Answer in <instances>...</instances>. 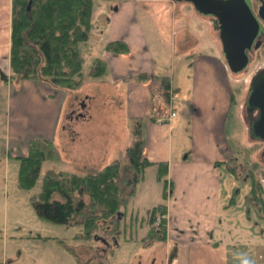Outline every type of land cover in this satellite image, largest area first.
Returning <instances> with one entry per match:
<instances>
[{
  "label": "rangeland",
  "instance_id": "374dc122",
  "mask_svg": "<svg viewBox=\"0 0 264 264\" xmlns=\"http://www.w3.org/2000/svg\"><path fill=\"white\" fill-rule=\"evenodd\" d=\"M132 2L138 4L139 21L154 62L158 65L157 75L172 79L173 88L176 86L178 105H181L182 99L179 93L184 95L182 91H185V86L188 87L191 80V70L188 67L191 62L188 56L218 51L216 47L212 50L213 35L205 29L206 25L201 26L198 15L188 6L180 4L175 9L170 0H94L90 40L81 45L85 84L76 91L83 98L91 97L89 112L94 118L81 127L80 137L73 142L76 139L73 130L82 123L74 120L81 111V106L76 103L74 109H78V112L74 113L70 111L72 105H67L65 111L68 113H64L58 138L54 143L60 150L62 160L45 162L36 185L31 189L20 188V161L17 158L22 157V154L18 153V149L26 148L21 144L16 147L12 138H6L9 130L0 102V264H161L162 256L165 264H186L187 251L177 245L170 246L168 258L163 253L167 250L165 245L158 244L155 247V242H130L124 238L116 240L107 236L105 230L85 241L82 239V227L40 219L33 207L34 197L41 192L47 172L94 173L105 167L110 158L124 162L123 152L133 144L132 128L136 121L125 118L123 96L106 86L104 78L96 79L91 75L94 60L104 56L105 40L115 31L112 25L115 18L121 15L119 10L124 3ZM176 14L180 16L176 17ZM181 56H186L183 58L184 63L180 61ZM260 70L262 69L250 67L241 74L231 73L237 101L228 125V137L234 147L237 158L234 165L240 175L239 180L231 177V184L236 189L235 205L229 212L223 213L225 223L219 229L221 241L229 245L231 253L234 251L230 255V264H244L245 260L264 264V210L261 211L257 206L249 208L246 197L251 189L249 171L254 163L258 164L255 175L264 187V144L250 138L246 111L252 77ZM76 95L71 94L70 99L74 100ZM170 109L172 111L173 107L169 104L155 114ZM31 123H34L33 118ZM64 129L68 131L65 132ZM10 153L12 156L9 158ZM78 163L86 165L80 166ZM152 172L147 171L145 186L156 187L161 193L163 185L155 181ZM230 192L233 193L234 190ZM143 198L132 202L130 212L137 214L139 219H148V212L142 210L150 206H143ZM155 201L156 198L151 196L150 202ZM137 209L140 210L138 213ZM136 229L134 226V233ZM138 234L140 235L136 240H140L143 234L141 229ZM97 236L108 237L110 241L104 246L95 240Z\"/></svg>",
  "mask_w": 264,
  "mask_h": 264
},
{
  "label": "crops",
  "instance_id": "0c3cea01",
  "mask_svg": "<svg viewBox=\"0 0 264 264\" xmlns=\"http://www.w3.org/2000/svg\"><path fill=\"white\" fill-rule=\"evenodd\" d=\"M12 5L13 0H0V102L9 130L6 138H12L16 147L21 144L26 148L18 149V153L24 157L29 155L30 142L34 139L41 138L56 143L62 118L65 112L68 113L65 111L68 104L69 107L72 105L70 111L74 113L78 112V109H74L76 103L79 106H88L82 107L78 112L84 116L74 119L84 124H79L73 130L76 136L73 142L80 137L81 127L93 120L94 115L90 116L89 112L90 96L83 98L76 91H65L48 81H14L11 78ZM176 7L173 6L175 9ZM137 9L136 2L122 5L119 10L121 15L115 18L112 25L115 31L105 40L104 56L94 60V67L98 60H102L106 63V70L99 77L91 75L96 79L104 78L106 86L123 96L126 119L141 120L142 137L145 141L144 154L148 160L157 164H168L167 175L162 183L157 179V166L147 170L153 171L155 181L163 185L161 193L156 187L147 188L146 180L139 186L137 199L144 197L143 206H150L144 207L142 212H148L159 204H165L167 207V239L155 242L153 246L165 245L167 250L163 253L168 258L172 244L185 248L186 264H230V255L234 251L231 253L229 245L221 241L219 229L223 228L225 223L223 213L229 212L235 205L236 189L233 188V183L231 184V177L239 180L229 168L235 153L228 137V125L237 100L234 101L236 91L231 72L221 53L218 34L208 22L198 16L201 26L206 25L205 29L214 37L212 50L216 47L218 51L188 56L191 62V65H188L191 80L188 87L185 86V91H182L184 95L179 93L182 97L181 105H178L176 86L173 88L172 79L170 101L166 102L161 81L164 75H157L158 65L154 62ZM178 16L180 15L176 17ZM115 41L125 42L129 52H109L107 45ZM184 57L186 56L180 57L182 63ZM181 65L183 67V64ZM141 76H148V80L140 79ZM71 94L77 98L71 100ZM169 104L177 111L176 119L166 124L158 123L155 113ZM32 118L34 123H31ZM72 121L73 119L69 123ZM11 156L10 153L8 157ZM115 160L118 159H108L106 165ZM164 189L167 191L166 199ZM232 189L233 193L230 192ZM151 196L156 198L154 203L150 202ZM139 211L137 209V213ZM142 219L144 218H141L140 223H135V227L143 232L140 239H143L149 230L148 226H142ZM139 235L137 233L134 239L126 237L124 240L144 243L136 240ZM95 240L104 246L110 241L108 237L102 236H97ZM163 258H160L161 264H165Z\"/></svg>",
  "mask_w": 264,
  "mask_h": 264
},
{
  "label": "trees",
  "instance_id": "16d2710c",
  "mask_svg": "<svg viewBox=\"0 0 264 264\" xmlns=\"http://www.w3.org/2000/svg\"><path fill=\"white\" fill-rule=\"evenodd\" d=\"M93 7L94 0H13L11 78L14 81L43 80L65 91L79 90L84 84L81 45L90 40ZM106 49L116 54L129 52L128 45L122 41L111 42ZM106 67V63L98 60L92 75H103ZM140 79L146 81L148 76ZM161 81L163 98L169 102L172 81L169 77H163ZM132 133L134 141L124 153V162L115 160L100 171L86 175L47 172L42 190L33 200L39 218L82 227L85 241L102 230L116 240L135 237L138 229L134 233V226L141 219L130 212V207L138 197L139 186L153 166L158 167V181L164 182L168 164L153 163L145 156L141 120L134 123ZM17 159L20 161V188L31 189L41 175L43 164L59 161L60 154L53 142L38 138L30 142L29 155ZM236 160L233 158L229 168L239 177L234 165ZM257 167L254 163L249 171L251 189L247 203L249 208L257 206L262 211L264 187L255 175ZM147 215L148 219H142V226H148L149 230L140 241H165L168 229L166 205L154 206Z\"/></svg>",
  "mask_w": 264,
  "mask_h": 264
},
{
  "label": "water",
  "instance_id": "95a60500",
  "mask_svg": "<svg viewBox=\"0 0 264 264\" xmlns=\"http://www.w3.org/2000/svg\"><path fill=\"white\" fill-rule=\"evenodd\" d=\"M197 10L201 13L200 7H197ZM246 12L245 18L224 17L221 19V26L216 28L220 31L225 61L233 74H241L248 69L247 49L256 39L257 32L262 29L260 21L256 19L248 4ZM246 111L250 138L264 144V69L252 77L246 99Z\"/></svg>",
  "mask_w": 264,
  "mask_h": 264
},
{
  "label": "flooded vegetation",
  "instance_id": "af4514ba",
  "mask_svg": "<svg viewBox=\"0 0 264 264\" xmlns=\"http://www.w3.org/2000/svg\"><path fill=\"white\" fill-rule=\"evenodd\" d=\"M252 9L256 19L262 25V29L257 32V37L251 47L247 49L249 56L248 68L264 69V0H170L173 5H185L190 7L192 12L203 18V21L216 30L219 38L221 53L223 54V45L220 40V31L216 28L221 26V19L228 18H245L247 17V4ZM200 7L201 13L197 10ZM225 60V58H224ZM226 62V61H225ZM227 64V63H226ZM228 66V65H227ZM81 108H86L85 104L80 105ZM82 113H79L78 117ZM248 117V116H247Z\"/></svg>",
  "mask_w": 264,
  "mask_h": 264
},
{
  "label": "built area",
  "instance_id": "2783aa9c",
  "mask_svg": "<svg viewBox=\"0 0 264 264\" xmlns=\"http://www.w3.org/2000/svg\"><path fill=\"white\" fill-rule=\"evenodd\" d=\"M161 111H163V110H161ZM161 111H159V113L157 114V117H156V120L158 123L163 124V123L171 122L172 120H174L177 117V112L174 109H172V111H171V109L168 111L167 110L163 111V112H161Z\"/></svg>",
  "mask_w": 264,
  "mask_h": 264
},
{
  "label": "clouds",
  "instance_id": "9594fccd",
  "mask_svg": "<svg viewBox=\"0 0 264 264\" xmlns=\"http://www.w3.org/2000/svg\"><path fill=\"white\" fill-rule=\"evenodd\" d=\"M244 264H254V262H251V261H249V260H245V261H244Z\"/></svg>",
  "mask_w": 264,
  "mask_h": 264
}]
</instances>
